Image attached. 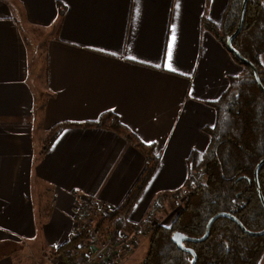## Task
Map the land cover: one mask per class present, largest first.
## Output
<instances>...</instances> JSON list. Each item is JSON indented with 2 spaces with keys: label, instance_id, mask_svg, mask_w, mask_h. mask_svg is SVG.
<instances>
[{
  "label": "crops",
  "instance_id": "obj_1",
  "mask_svg": "<svg viewBox=\"0 0 264 264\" xmlns=\"http://www.w3.org/2000/svg\"><path fill=\"white\" fill-rule=\"evenodd\" d=\"M228 3L0 0V261L68 242L82 197L128 211L136 226L157 196L184 186L191 155L211 143L212 103L241 73L207 28L220 26ZM40 30L47 32L42 67ZM108 111L157 159L127 207L147 163L115 132L65 128L40 156L55 125L97 121ZM171 213L160 224L170 225ZM141 246L136 239L135 250Z\"/></svg>",
  "mask_w": 264,
  "mask_h": 264
},
{
  "label": "trees",
  "instance_id": "obj_2",
  "mask_svg": "<svg viewBox=\"0 0 264 264\" xmlns=\"http://www.w3.org/2000/svg\"><path fill=\"white\" fill-rule=\"evenodd\" d=\"M242 3L243 0H229L220 26L207 25L226 48L227 40L238 27ZM232 45L247 64L231 54L244 70L230 78L229 88L217 102L212 103L217 120L213 128L206 129L211 143L204 154L191 155L184 186L180 191L157 196L162 200H175L177 196L176 201L181 208L170 227L155 221L149 236V250L141 264H191L193 255L174 243V235L201 239L210 220L220 213L233 215L250 232L264 230V207L254 180L255 169L264 159V93L248 65L250 63L257 68L264 87V0L248 1L243 29ZM76 127L109 129L145 156L146 171L126 199L127 207L156 167L153 147L142 144L115 113L108 111L97 121L55 125L48 133L40 156L48 152L65 128ZM258 180L264 196V165L259 170ZM183 190L188 194L179 196ZM106 221L101 219L98 231ZM137 230L134 229L135 232ZM88 232V229H82L79 235L54 249L53 254L59 255L75 248ZM184 245L195 252V264H259L264 254V236L248 235L225 216L213 222L205 241L185 242Z\"/></svg>",
  "mask_w": 264,
  "mask_h": 264
},
{
  "label": "built area",
  "instance_id": "obj_3",
  "mask_svg": "<svg viewBox=\"0 0 264 264\" xmlns=\"http://www.w3.org/2000/svg\"><path fill=\"white\" fill-rule=\"evenodd\" d=\"M183 190L179 196L187 195ZM176 199L177 196H175ZM153 200L146 215L139 223L140 233L151 235L155 225L156 214L160 211L164 200ZM99 217V218H98ZM98 219H106L109 225L98 231ZM73 220L75 229L73 236L88 229V234L75 248L68 249L58 255L64 264H120L135 250L136 233L125 229L127 216L118 213L106 203L93 198L82 197L75 207Z\"/></svg>",
  "mask_w": 264,
  "mask_h": 264
},
{
  "label": "rangeland",
  "instance_id": "obj_4",
  "mask_svg": "<svg viewBox=\"0 0 264 264\" xmlns=\"http://www.w3.org/2000/svg\"><path fill=\"white\" fill-rule=\"evenodd\" d=\"M33 32V31H32ZM221 32V31H220ZM30 35V33H29ZM38 36H39V48H38V58H39V65L40 67L43 66V60H44V47H43V43L42 40L44 41V39L47 37V32L45 31H38ZM32 39H35V37H33V35H31ZM28 39L31 38L28 37ZM262 64L264 66V56L262 57ZM241 72H243L244 67L241 66ZM264 69V68H263ZM176 190V191H180ZM181 206L180 204H178V202L175 200H164V203L162 204V207L160 209V211L156 214L155 217V221L158 222H162V220H164V217L166 216V213H169L170 211L172 212L168 217H167V221H165V224L168 223L170 225L166 226V227H170L172 225V223L176 220V216L177 213L179 212ZM99 218V217H98ZM97 218L98 221V225L97 228L100 225V219ZM105 225H109V222ZM162 226H165L164 224H161ZM105 229L104 224L101 225V230ZM138 228L137 232L134 231V229ZM140 226L139 223L136 226H129L128 224L125 225V229L129 230V231H134L137 235L136 239L140 240V243H143V246H141L138 250H134L133 253L129 256L132 257V260L130 261H126L125 264H141L142 261L145 259V257L147 256L148 250H149V235H144L142 233H140ZM145 241V242H144ZM52 253V254H51ZM2 254V258L6 255V254H10L11 253H1ZM9 255V256H10ZM1 258V259H2ZM0 264H64L61 261V258H58V255L53 254V252H44L42 253V251H34L31 249V247H27V249L23 250L21 253L20 252H16L14 254H12L10 256V259H6V260H2L0 261ZM259 264H264V254L261 257V260L259 262Z\"/></svg>",
  "mask_w": 264,
  "mask_h": 264
},
{
  "label": "water",
  "instance_id": "obj_5",
  "mask_svg": "<svg viewBox=\"0 0 264 264\" xmlns=\"http://www.w3.org/2000/svg\"><path fill=\"white\" fill-rule=\"evenodd\" d=\"M248 1L249 0H243V3H242V9H241V15H240V19H239V24H238V27L235 31V33L233 35H231V37H229V39L227 40V49L229 50V52L231 54H234L235 56H237L243 63L247 64V61L240 55V53L238 51H236L234 48H233V41L238 37V35L241 33L242 29H243V26H244V21H245V14H246V10H247V4H248ZM248 65L253 69L254 71V74H255V78H256V81H257V84L258 86L260 87V89L262 90V92L264 93V87L261 83V80L259 78V74H258V70L257 68L253 65V64H250L248 63ZM264 165V159L257 165L256 169H255V172H254V180H255V183H256V187H257V190H258V194H259V198H260V201L264 207V196L261 192V189H260V186H259V180H258V174H259V170L260 168ZM222 216H225V217H229L230 219H232L236 224H238L245 233H247L248 235H251V236H255V237H261V236H264V230L261 231V232H258V233H255V232H250L248 231L241 223L238 219H236V217H234L233 215L231 214H228V213H220L218 215H216L215 217H213L210 222L208 223L207 225V229H206V233L205 235L201 238V239H193V238H189V237H186L185 235L183 234H175L174 237H173V241L174 243L180 248V249H183V250H186L188 251L189 253H191L193 255V260L191 262V264H195L196 262V254L193 250H190V249H186L185 246H184V243L185 242H191V243H201L203 241H205L208 236H209V233H210V229H211V226L213 224V222L219 218V217H222Z\"/></svg>",
  "mask_w": 264,
  "mask_h": 264
},
{
  "label": "snow or ice",
  "instance_id": "obj_6",
  "mask_svg": "<svg viewBox=\"0 0 264 264\" xmlns=\"http://www.w3.org/2000/svg\"><path fill=\"white\" fill-rule=\"evenodd\" d=\"M175 39V37L173 36V40ZM171 47L172 45H169V56H171Z\"/></svg>",
  "mask_w": 264,
  "mask_h": 264
},
{
  "label": "flooded vegetation",
  "instance_id": "obj_7",
  "mask_svg": "<svg viewBox=\"0 0 264 264\" xmlns=\"http://www.w3.org/2000/svg\"><path fill=\"white\" fill-rule=\"evenodd\" d=\"M185 246V245H184Z\"/></svg>",
  "mask_w": 264,
  "mask_h": 264
}]
</instances>
